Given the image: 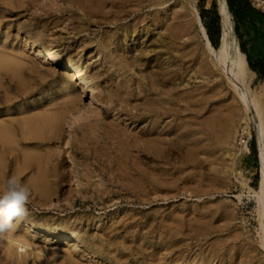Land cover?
Returning <instances> with one entry per match:
<instances>
[{
    "label": "rangeland",
    "instance_id": "obj_1",
    "mask_svg": "<svg viewBox=\"0 0 264 264\" xmlns=\"http://www.w3.org/2000/svg\"><path fill=\"white\" fill-rule=\"evenodd\" d=\"M112 1L0 0V59L8 60L0 64V191L12 175L31 190L27 216L0 241V264H264L254 191L264 77L249 73L243 102L197 46L191 19L211 0H132L127 21L143 24L127 37V21L108 22ZM262 27L252 58L264 55ZM34 42L56 53L39 58ZM68 63L93 94L76 86ZM175 72L183 77L161 84L177 113L157 124L164 153L156 157L146 138L152 120L133 116L146 102L138 83ZM48 113L60 115L56 125ZM240 139L245 156L236 155ZM20 238L26 246L6 247Z\"/></svg>",
    "mask_w": 264,
    "mask_h": 264
},
{
    "label": "bare ground",
    "instance_id": "obj_2",
    "mask_svg": "<svg viewBox=\"0 0 264 264\" xmlns=\"http://www.w3.org/2000/svg\"><path fill=\"white\" fill-rule=\"evenodd\" d=\"M81 1V0H80ZM132 0H119L118 3L116 1H112L111 2V8H110V13L112 14V17L110 18V20L108 22H112V23H117L118 21H122L125 20L127 21V19L130 17V15H132V10H130V2ZM143 0H138L137 3H143ZM156 3L159 2V4H161L164 0H153ZM89 2V1H88ZM136 2V0H135ZM92 3V2H91ZM133 3V2H132ZM136 3V4H137ZM210 3V0H209ZM97 4V3H96ZM158 5V4H157ZM135 6V5H134ZM134 6H132L134 8ZM89 7V6H88ZM87 7V8H88ZM99 7V6H98ZM92 8V7H91ZM108 10V7H106ZM137 8V7H136ZM218 10L220 13V23H221V29H220V38H219V43L217 45V47H214L209 39V36L207 34L206 28L202 22L201 16L198 13V11L196 10V14L193 15L194 18L191 19V21L193 23H197L198 24V29H197V33L200 34L199 37V41L197 43V46L200 47V49L203 51V54L205 55V57L208 59L210 58L211 61H214L216 64L219 65V69H221L222 73L224 74L226 80L231 84L232 88L234 89V92L239 95L240 99L245 100L246 97V92H247V82L249 80V73L254 74V72L252 70H250V68L248 67V63L246 60V56L245 54L241 51L240 46H239V42L237 40V36L233 30V20H232V15L228 9L227 6V2L226 0H219L218 2ZM101 11V8H100ZM106 11V10H105ZM104 11V12H105ZM103 13V12H102ZM138 16V15H137ZM87 17V16H86ZM182 17H185L182 14ZM161 18V17H160ZM171 18V16H170ZM186 18V17H185ZM134 19V18H133ZM158 19V18H157ZM163 19V18H162ZM165 19V18H164ZM184 19V18H183ZM150 20V19H149ZM154 20V19H153ZM169 20V18H168ZM185 20V19H184ZM183 20L182 23H185ZM143 21V18L138 19V22ZM152 21V20H151ZM170 21V20H169ZM186 21V20H185ZM98 22V21H97ZM137 22V23H138ZM166 22V21H165ZM175 22V21H174ZM188 22V21H187ZM100 23V22H99ZM137 23L135 24H131L129 23V21L123 23L121 25L122 31L125 33V36H129V34H131L132 32L135 31V26H137ZM154 23V22H153ZM152 23V24H153ZM156 23V22H155ZM159 23V20H158ZM178 23V21H177ZM175 23V24H177ZM140 24V23H139ZM141 24H143V22H141ZM157 24V23H156ZM119 25V24H118ZM146 25V24H145ZM151 25V24H150ZM154 25V24H153ZM152 25V26H153ZM161 25V24H160ZM165 26V24H163ZM167 23H166V27H167ZM186 25V24H183ZM140 26V25H139ZM147 26H149V22L147 23ZM143 27V26H142ZM146 27V26H144ZM161 27V26H160ZM159 27V28H160ZM184 27V26H183ZM193 27V26H192ZM140 28V27H139ZM152 28V27H151ZM154 28V27H153ZM163 29V27H162ZM161 29V30H162ZM165 29V28H164ZM184 29V28H183ZM140 30V29H139ZM145 30V29H144ZM181 30V29H180ZM149 31V30H148ZM182 31V30H181ZM180 31V32H181ZM136 32V31H135ZM145 32V31H144ZM144 34V33H143ZM180 34V33H179ZM182 34V33H181ZM180 34V35H181ZM188 34V33H187ZM192 34V33H191ZM188 35V36H191ZM144 36V35H143ZM195 37V36H194ZM190 38V37H189ZM191 38H193L191 36ZM122 39V38H121ZM170 39V38H169ZM172 39V38H171ZM196 39V38H195ZM173 40V39H172ZM175 40V39H174ZM164 43V39L163 42ZM166 43L169 44V41H166ZM165 43V44H166ZM172 43V42H171ZM166 44V45H168ZM52 45V43H51ZM50 44H44L42 42H34L31 44V48L33 49V51H37L39 58L41 56H48V55H53L56 53V50H54L55 47L51 46ZM159 45V44H158ZM171 44H169L170 46ZM173 46V45H172ZM192 46V45H191ZM158 47V46H156ZM159 48V47H158ZM157 49V48H156ZM155 49V50H156ZM154 50V51H155ZM140 53V52H139ZM127 53L124 52L123 55H125ZM148 54V53H147ZM122 55V54H121ZM129 55V54H128ZM199 55V54H198ZM133 56V55H132ZM131 56V58H132ZM202 56V55H201ZM124 58V56H123ZM127 58V57H126ZM125 58V59H126ZM134 60H138V56L134 55L133 56ZM199 59V58H198ZM202 59V58H201ZM4 60V62H8V60L6 58L4 59H0V64L2 63V61ZM140 60V59H139ZM127 61V59H126ZM197 61V60H196ZM199 61V60H198ZM201 61V60H200ZM203 61V60H202ZM55 62V60L53 61ZM76 62V61H75ZM52 63V62H51ZM79 63V62H78ZM159 63V62H157ZM11 64V62L9 63V65ZM138 65V64H137ZM66 66V70L65 72L68 75H75V74H79V78H78V83H76V86H78V88L80 87V90H88L92 92L93 94V89L90 88V85L88 84V80L86 79V77L80 75L81 69H79V66L76 64H72V63H68L65 64ZM162 66V65H161ZM12 67V66H11ZM172 67V66H171ZM201 67V66H199ZM162 67H160L161 69ZM167 69V68H166ZM173 69V68H172ZM185 69V68H184ZM196 69V68H195ZM202 69V68H201ZM158 70V69H157ZM191 70V69H190ZM193 70V69H192ZM199 70V69H198ZM203 70L205 73H208L210 70V66L209 64H205L203 66ZM200 71V70H199ZM144 73V72H143ZM182 73V72H181ZM194 73H196V71L194 70ZM212 73V72H211ZM149 74V73H147ZM167 74V73H165ZM141 75V74H140ZM159 75V74H158ZM203 75V74H202ZM206 75V74H205ZM204 75V76H205ZM150 77L147 78V80L144 83H138V87L140 89L139 93H143V98H145L146 102L143 106V109L141 111L140 114H133V116H136L137 118L140 119H145V118H150L152 121L151 123V127L149 128V131H147L146 133V138L147 140H149V143H151V149H152V155L156 156V157H161L163 150L161 149L163 146V142H162V133L160 131L162 130H158L160 127L159 124L160 123V119H163V117L165 116H170L173 115L175 116V114L177 113V109L174 108L175 106V101L171 100L168 97L169 90L168 92H165L162 88H161V84L164 82L166 83L165 80H171V79H180L181 77H183V73L182 74H176L173 76H169L168 78H165L164 80L158 78L155 75H149ZM220 76V75H219ZM143 77V75L141 76ZM148 77V76H147ZM208 78V76H207ZM174 79V80H175ZM206 81V80H205ZM208 83V81L206 82ZM262 87L264 88V79L262 81ZM173 88V87H172ZM175 88V87H174ZM173 88V89H174ZM177 89V88H176ZM240 89H244V91L242 93H240ZM246 89V91H245ZM186 90V89H185ZM185 90H183V94L185 92ZM240 91V92H239ZM179 92V91H178ZM181 92V91H180ZM180 92L178 93V96L180 94ZM191 92V91H190ZM250 92V91H249ZM189 94V92H188ZM181 95V94H180ZM249 95V94H248ZM194 98V96H193ZM76 99V98H75ZM80 99V97H78V100ZM70 100V98L68 99ZM193 100V99H192ZM248 100V99H247ZM181 101V100H179ZM249 101V100H248ZM253 101V99L250 100V102ZM144 102V100H143ZM9 103V102H8ZM253 103V102H252ZM206 105V104H205ZM254 105V103H253ZM119 106V105H118ZM174 106V107H173ZM255 106V105H254ZM257 106V105H256ZM256 109V107H254ZM258 108V107H257ZM258 110V109H257ZM257 110L255 112H257ZM45 112V111H44ZM43 112V113H44ZM56 112V111H55ZM260 112V110H259ZM49 114V113H48ZM39 116V114H38ZM59 114L57 115H47V117L50 119L49 121L53 124L56 125L58 119H59ZM257 116V115H256ZM260 116V114H259ZM258 116V118H260ZM2 118V117H1ZM6 122V121H5ZM258 131L257 134L259 135L258 139V157H259V164H260V180H259V188L258 191L254 190L255 193L257 194V199H258V213H259V219H260V238H261V244L264 247V127L262 124L261 119H259L258 122ZM2 126V125H1ZM3 128V127H2ZM245 128V127H244ZM3 131L4 129H1L0 131V136L3 135ZM121 131V130H120ZM122 133V132H121ZM121 135V134H120ZM242 138V137H241ZM3 139V138H2ZM157 141V142H156ZM161 143V144H160ZM239 146L237 148L236 151V155H241V156H245L246 153L249 151V147L248 145H246L245 141L240 139V142L238 143ZM161 145V146H159ZM128 147V146H127ZM28 150V149H26ZM3 151V150H2ZM24 151V150H23ZM28 152V151H27ZM150 152V150H149ZM32 153V152H31ZM254 193V194H255ZM33 225V224H32ZM35 230L38 231H43L45 232L48 236H54L55 238H62V239H66V240H75V241H80V239L75 235V234H68V233H62V232H57L54 229L51 228H40L39 226H34L33 227ZM13 242H17L15 244H17V247H23L26 246L27 243L23 241L22 238L14 240V239H8L5 243L6 247L9 248V246L11 245V243ZM68 243V241L66 242ZM22 249V248H21ZM8 255V254H7ZM9 257V256H8Z\"/></svg>",
    "mask_w": 264,
    "mask_h": 264
},
{
    "label": "trees",
    "instance_id": "obj_3",
    "mask_svg": "<svg viewBox=\"0 0 264 264\" xmlns=\"http://www.w3.org/2000/svg\"><path fill=\"white\" fill-rule=\"evenodd\" d=\"M226 2L234 21V31L237 35L240 49L246 55L248 67L250 70L257 72L260 77H264V67L261 69L255 67L253 62L250 60L244 46L240 29L244 23H252L253 25V22L255 21L256 23H259L261 20H264V13L255 9L248 0H226ZM201 18L205 22V28L212 45L217 47L220 36V15L218 13L215 0H211L210 9H207L204 6L202 7ZM251 148L253 151L255 150L254 146H251Z\"/></svg>",
    "mask_w": 264,
    "mask_h": 264
},
{
    "label": "clouds",
    "instance_id": "obj_4",
    "mask_svg": "<svg viewBox=\"0 0 264 264\" xmlns=\"http://www.w3.org/2000/svg\"><path fill=\"white\" fill-rule=\"evenodd\" d=\"M31 195L29 187L15 175L7 179L5 188L0 191V241L14 229L15 221L28 214L26 207Z\"/></svg>",
    "mask_w": 264,
    "mask_h": 264
},
{
    "label": "crops",
    "instance_id": "obj_5",
    "mask_svg": "<svg viewBox=\"0 0 264 264\" xmlns=\"http://www.w3.org/2000/svg\"><path fill=\"white\" fill-rule=\"evenodd\" d=\"M254 8L257 9V10H260V9H258L256 7H254ZM218 13H219V10H218ZM232 20H233V18H232ZM233 23H234V21H233ZM263 23H264V20H261L259 23H256V21L253 22V25L254 26L252 25V23H246V24L244 23L241 26V28H240L241 29V34H242V39L244 41V46H245V49H246V51H247V53L249 55V58L253 62V64L255 65V67H257L259 69H261L262 67H264V55L257 54L254 58H252L251 57V49L250 48L251 47H254L255 44L258 41H260V39H261V37L263 35V27H262L263 26ZM246 60H247V58H246ZM253 72L259 76V74L257 72H255V71H253Z\"/></svg>",
    "mask_w": 264,
    "mask_h": 264
},
{
    "label": "built area",
    "instance_id": "obj_6",
    "mask_svg": "<svg viewBox=\"0 0 264 264\" xmlns=\"http://www.w3.org/2000/svg\"><path fill=\"white\" fill-rule=\"evenodd\" d=\"M254 7L264 12V0H248Z\"/></svg>",
    "mask_w": 264,
    "mask_h": 264
},
{
    "label": "water",
    "instance_id": "obj_7",
    "mask_svg": "<svg viewBox=\"0 0 264 264\" xmlns=\"http://www.w3.org/2000/svg\"><path fill=\"white\" fill-rule=\"evenodd\" d=\"M220 14V13H219ZM221 20V19H220Z\"/></svg>",
    "mask_w": 264,
    "mask_h": 264
}]
</instances>
